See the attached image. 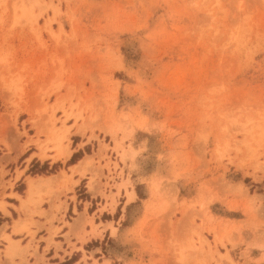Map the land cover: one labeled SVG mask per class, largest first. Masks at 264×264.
<instances>
[{"label": "rangeland", "instance_id": "rangeland-1", "mask_svg": "<svg viewBox=\"0 0 264 264\" xmlns=\"http://www.w3.org/2000/svg\"><path fill=\"white\" fill-rule=\"evenodd\" d=\"M134 184L162 264H264V0H0V255L75 250Z\"/></svg>", "mask_w": 264, "mask_h": 264}, {"label": "crops", "instance_id": "crops-1", "mask_svg": "<svg viewBox=\"0 0 264 264\" xmlns=\"http://www.w3.org/2000/svg\"><path fill=\"white\" fill-rule=\"evenodd\" d=\"M38 153L39 152L35 150L31 154H29L26 160L28 159L31 160L33 158L34 159L36 158L38 160V156H37ZM49 155L51 154H48V156ZM42 156H44V154L41 153L39 157H42ZM22 170H25V169H22ZM19 172H21L22 174V171H19ZM13 177H14V174H12V179L17 180L16 176L14 178ZM24 178H25V175L23 174L19 178V180L23 182ZM74 181H77V184H78L79 179H76ZM17 182H15V185L17 184ZM26 187H27V184H26ZM145 188L146 187H144L145 191H143V193L146 195L147 191ZM27 193H28L27 188L25 189L23 196L15 192L9 193V197L17 199L19 201V204L17 202H10L7 200H5L4 202L3 200H0V214H1L0 218L3 219L7 217L9 214H11L12 208H15V210L19 214V218L23 219L22 216L24 215L20 214L19 210L21 208V201L29 202ZM127 193L131 196V200L128 203L126 202L127 196L125 195V191L124 189H121L120 195L123 201L120 202L121 206H119L118 210L120 211L123 210V213L120 214L118 221L113 218V213H110L108 210L106 214L111 215V218L107 220L106 219L103 220L101 218L104 212H98L99 211L98 208L95 210L96 213H95L93 224L94 226L97 227L95 232L96 233L99 232V235L95 237L94 236L90 237V235H88L87 237H85L84 242L79 241L77 237H82L84 233L90 232L92 229V227L87 223V218L90 217L89 212H88V207H86V210H84V207L79 210L76 207V205L72 203V201L70 200L67 201L65 203L67 211L70 210L71 212H73V208L76 207V210L74 212L75 214H77V216L73 217L72 222H69V221L66 222L71 227L64 225L68 228V232H74L77 228L79 227L82 228L84 225L89 226V228L82 230L81 233H75L77 242L71 237L70 242L75 244V250L72 251L70 247H68L63 237V235L67 232V229L63 228L62 231L57 235V237L53 239L54 240L53 243L55 244L54 246L56 250H58L57 252L55 251L54 246H52V243L51 245H48L46 247V250L47 248L48 250L44 255V259L46 260L45 261L42 258V256H40L41 255L40 251L45 246V243L41 242L39 246L40 247L39 254H37L36 252L35 244L33 246L31 245L30 250L27 253L26 260L29 262L31 259H33L30 261V264H61L64 261L71 259L72 257H77V260H75L72 264H83V260H82V252H83L85 253V257L88 259V261H86L87 264H92L93 260H96L97 264H162L160 262L161 257L158 254H156L154 251H152V248L150 247V245L139 243L137 239L135 240V236L133 233L139 227V223L143 220V217H144L143 209H142V207H144L143 204L147 203L150 200V198H147V197L139 198L138 193H137V184H134L133 186H130L129 188H127ZM12 195H16L20 199ZM100 204H101V207L104 205L103 202H100ZM26 207H27V204H26ZM84 213L87 214V217ZM131 213H134V214L131 216ZM220 219L228 221L230 225L232 224V222L238 221L237 218H234V217H227V218L220 217ZM17 220L18 219H16L15 221ZM109 224H112L114 233H112L111 228L109 227ZM11 228H12V225H11ZM11 228L8 233L0 228V237L3 235L11 236L13 234L15 235L20 234L21 230H19L18 227L13 228V233H12ZM32 232L34 233V231ZM5 239L9 240V238H5ZM105 239H106V242H105ZM57 242H59L60 244H58ZM93 242L98 243V246H92L89 250H85V246H88V244H91ZM108 242H110L112 245H108ZM134 242L136 244H133ZM106 246L107 247L109 246V250L105 248ZM14 247L15 246L12 245V243L8 245L7 247V249L9 250L7 252L8 256L15 254ZM252 252H253V249H250L249 250L250 256ZM91 254H92V257H90ZM231 255L232 253H230V256ZM234 258H236L235 254H234L233 260L235 262H238ZM105 261H107V263H105ZM9 263H10L9 260L3 257V255H0V264H9Z\"/></svg>", "mask_w": 264, "mask_h": 264}, {"label": "bare ground", "instance_id": "bare-ground-1", "mask_svg": "<svg viewBox=\"0 0 264 264\" xmlns=\"http://www.w3.org/2000/svg\"><path fill=\"white\" fill-rule=\"evenodd\" d=\"M58 147V145H57ZM60 156H64L63 154H57L56 157L54 159H60L61 157ZM66 157V156H65Z\"/></svg>", "mask_w": 264, "mask_h": 264}, {"label": "trees", "instance_id": "trees-1", "mask_svg": "<svg viewBox=\"0 0 264 264\" xmlns=\"http://www.w3.org/2000/svg\"><path fill=\"white\" fill-rule=\"evenodd\" d=\"M71 260H72V259H71ZM69 261H70V260H69ZM66 262H68V261H66ZM66 262H65V263H66Z\"/></svg>", "mask_w": 264, "mask_h": 264}]
</instances>
